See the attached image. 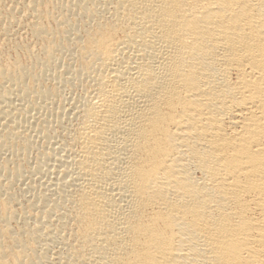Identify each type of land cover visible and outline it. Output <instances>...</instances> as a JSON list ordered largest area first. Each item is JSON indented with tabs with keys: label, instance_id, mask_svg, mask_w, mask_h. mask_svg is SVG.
<instances>
[{
	"label": "bare ground",
	"instance_id": "6f19581e",
	"mask_svg": "<svg viewBox=\"0 0 264 264\" xmlns=\"http://www.w3.org/2000/svg\"><path fill=\"white\" fill-rule=\"evenodd\" d=\"M4 3L0 264H264V0Z\"/></svg>",
	"mask_w": 264,
	"mask_h": 264
},
{
	"label": "rangeland",
	"instance_id": "374dc122",
	"mask_svg": "<svg viewBox=\"0 0 264 264\" xmlns=\"http://www.w3.org/2000/svg\"><path fill=\"white\" fill-rule=\"evenodd\" d=\"M45 4H48L49 9H51L52 11L54 10V14H61V12L63 11V6L62 4H60V2H64L65 0H44ZM52 2V3H51ZM58 2V3H57ZM20 3L18 9H17V13H16V17L17 18H21V22L18 19L17 22L14 20L13 18H11L6 11H8L7 7L8 4L4 3L2 5V7H0V21H3L5 23V25H9V30L10 32H8V36L7 35H0V60L2 61V64L4 63V61L8 60V61H12V59H20L25 63H31V56L28 53V49H30L32 52H34L35 54H39L41 53V42L36 38L33 37L34 35H32V31H31V22L33 20L32 16L28 15L30 13H27V9H24L25 7H23L24 5ZM46 4V5H47ZM51 4H53L54 6H52ZM50 5V6H49ZM60 5V6H59ZM58 6V8L60 9H56V7ZM62 6V7H61ZM53 7V8H52ZM61 7V8H60ZM6 10H5V9ZM20 8V9H19ZM2 9V10H1ZM62 10V11H61ZM19 12V13H18ZM25 12V13H24ZM2 14V15H1ZM6 16H5V15ZM22 14V16H21ZM25 14V15H24ZM8 15V17H7ZM28 15V16H27ZM21 16V17H20ZM24 16V18H23ZM32 18V19H31ZM11 21H10V20ZM24 22V23H23ZM18 25H17V24ZM13 24V25H12ZM15 24V25H14ZM52 24V23H50ZM29 25V26H28ZM27 26V27H26ZM19 28V29H18ZM3 36V37H2ZM6 36V38H5ZM10 38V39H9ZM4 40V41H3ZM15 44V45H14ZM25 44V45H24ZM34 45V46H33ZM34 49V50H33ZM27 50V51H26ZM19 55V56H18ZM10 57V58H9ZM19 57V58H18ZM10 59V60H9ZM78 83H74L72 86H63L61 90L62 94L65 91V94H63V97L65 95L64 98H68L70 99V97H74L76 98L81 92H82V86H80L79 84L76 85ZM75 85V86H74ZM66 89V90H65ZM72 89V90H71ZM72 94V95H71ZM71 98V99H72ZM41 143V144H40ZM42 141H39V144L37 145L36 149V153H35V149L33 150L34 152L31 153V162L30 164H27V168H31L34 165V157L39 153V151L41 152L43 146H42ZM41 147V148H40ZM35 155V156H34ZM29 165V166H28ZM28 174V173H26ZM35 175H39L38 173H35ZM27 176V175H26ZM22 184H21V183ZM24 182V183H23ZM26 181H19L15 184L13 191L16 193L17 196H19L20 200L24 197V195H26L27 197H31L33 194L32 192H25V188H27V182L25 184ZM24 192H22V191ZM28 194V195H27ZM26 202V201H25ZM26 203H24V205H26Z\"/></svg>",
	"mask_w": 264,
	"mask_h": 264
}]
</instances>
